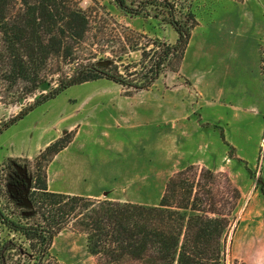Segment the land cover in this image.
Listing matches in <instances>:
<instances>
[{
	"label": "rangeland",
	"instance_id": "374dc122",
	"mask_svg": "<svg viewBox=\"0 0 264 264\" xmlns=\"http://www.w3.org/2000/svg\"><path fill=\"white\" fill-rule=\"evenodd\" d=\"M143 1L127 0L132 8ZM168 1L178 18L192 12L198 21L183 60L149 90L107 79L71 86L5 130L0 163L29 159L19 161L24 184L10 186V194L26 203L34 159L70 132L73 141L47 167L52 191L158 206L177 172L194 166L190 174L199 178L211 169L241 192L226 235L227 264H264V0ZM151 2L132 13L116 0H79L91 19L80 56L132 63L148 39L175 44L167 9ZM138 34L148 37L137 46ZM50 87L20 103L0 99V126ZM209 186L227 189L224 178ZM14 235L0 225V241ZM46 264L99 263L87 236L69 226L54 238Z\"/></svg>",
	"mask_w": 264,
	"mask_h": 264
},
{
	"label": "trees",
	"instance_id": "16d2710c",
	"mask_svg": "<svg viewBox=\"0 0 264 264\" xmlns=\"http://www.w3.org/2000/svg\"><path fill=\"white\" fill-rule=\"evenodd\" d=\"M151 1L132 8L127 0H116L120 9L132 13ZM157 1L178 33L176 43L148 39L139 48L141 59L124 63L122 56H80L91 19L79 0H0V99L20 103L43 84L51 85L3 123L0 134L71 86L107 79L139 92L149 90L169 67L174 70L198 21L192 12L178 18L168 0ZM138 35L132 40L137 46L142 43L138 39L148 37ZM73 138V132L66 134L34 159L26 203L11 195L9 187L24 184L18 165L29 159L9 157L0 163V225L15 234L0 241V264H46L54 238L69 226L87 236L99 264H227L226 235L241 198L228 176L202 168L196 178L190 174L194 166L179 171L158 206L52 191L47 167ZM219 178L227 183L225 191L209 186ZM231 264L247 263L232 259Z\"/></svg>",
	"mask_w": 264,
	"mask_h": 264
},
{
	"label": "crops",
	"instance_id": "0c3cea01",
	"mask_svg": "<svg viewBox=\"0 0 264 264\" xmlns=\"http://www.w3.org/2000/svg\"><path fill=\"white\" fill-rule=\"evenodd\" d=\"M258 96L263 97L262 101L264 102V91L259 92V95ZM227 105H229L230 107H233L232 102L229 103V104H227Z\"/></svg>",
	"mask_w": 264,
	"mask_h": 264
}]
</instances>
